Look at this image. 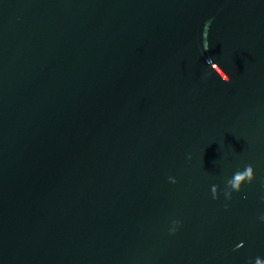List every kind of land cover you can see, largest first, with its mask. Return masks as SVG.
Here are the masks:
<instances>
[{"label":"water","instance_id":"1","mask_svg":"<svg viewBox=\"0 0 264 264\" xmlns=\"http://www.w3.org/2000/svg\"><path fill=\"white\" fill-rule=\"evenodd\" d=\"M258 260L264 0H0V264Z\"/></svg>","mask_w":264,"mask_h":264},{"label":"clouds","instance_id":"2","mask_svg":"<svg viewBox=\"0 0 264 264\" xmlns=\"http://www.w3.org/2000/svg\"><path fill=\"white\" fill-rule=\"evenodd\" d=\"M228 82H230V78H229V81ZM252 172H253V168L251 167V165H249L248 166V171L246 173H244L243 175L237 174L235 176L236 183L234 184V186L238 187L239 182L244 178V176H248L249 178H251L252 177ZM250 182H251V179H250ZM258 264H260V261L259 260H258Z\"/></svg>","mask_w":264,"mask_h":264}]
</instances>
